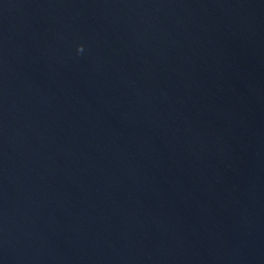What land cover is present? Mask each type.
<instances>
[{"label": "water", "instance_id": "95a60500", "mask_svg": "<svg viewBox=\"0 0 264 264\" xmlns=\"http://www.w3.org/2000/svg\"><path fill=\"white\" fill-rule=\"evenodd\" d=\"M0 264H264V0H0Z\"/></svg>", "mask_w": 264, "mask_h": 264}, {"label": "clouds", "instance_id": "9594fccd", "mask_svg": "<svg viewBox=\"0 0 264 264\" xmlns=\"http://www.w3.org/2000/svg\"><path fill=\"white\" fill-rule=\"evenodd\" d=\"M82 50V49H81Z\"/></svg>", "mask_w": 264, "mask_h": 264}]
</instances>
